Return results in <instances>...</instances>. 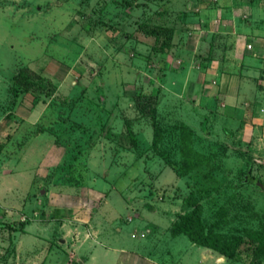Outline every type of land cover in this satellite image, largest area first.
Here are the masks:
<instances>
[{
  "label": "rangeland",
  "instance_id": "374dc122",
  "mask_svg": "<svg viewBox=\"0 0 264 264\" xmlns=\"http://www.w3.org/2000/svg\"><path fill=\"white\" fill-rule=\"evenodd\" d=\"M189 1L0 0V264H112V247L138 256L143 244L161 260L170 236L173 264H264L255 242L225 256L181 228L193 192L206 233L264 234L260 126L228 123L250 116L212 101L211 112L188 106L185 71L200 62L175 31L189 27ZM97 237L71 258L74 241Z\"/></svg>",
  "mask_w": 264,
  "mask_h": 264
},
{
  "label": "crops",
  "instance_id": "0c3cea01",
  "mask_svg": "<svg viewBox=\"0 0 264 264\" xmlns=\"http://www.w3.org/2000/svg\"><path fill=\"white\" fill-rule=\"evenodd\" d=\"M187 10L189 27L187 31L177 27L175 36L188 35L185 48L191 53V59L200 62L197 68L191 63L185 71L190 74L186 82L192 92L193 104L188 103L191 112H211L212 101L216 106L214 112H248L250 116L249 121H244L242 117L240 120L226 115L228 123L236 125L238 122L250 132L260 126L264 134V124H260L264 120V0H192ZM174 81L180 85V79ZM128 219L132 220L129 216ZM107 222L106 227L112 224L111 219ZM73 228L81 229V225L76 223ZM170 237V253L160 254V257L166 256L165 259L159 260L155 257L159 253H149L143 244L136 251L140 253L138 256L132 252L128 255L124 248L112 247L117 255L112 264H173L174 236ZM88 241H92V245L102 244L99 237L84 243L79 240L82 247L74 241L72 249L80 255L78 258L73 254L71 258L79 261ZM114 242L109 243L114 246ZM87 251L86 248V255Z\"/></svg>",
  "mask_w": 264,
  "mask_h": 264
},
{
  "label": "trees",
  "instance_id": "16d2710c",
  "mask_svg": "<svg viewBox=\"0 0 264 264\" xmlns=\"http://www.w3.org/2000/svg\"><path fill=\"white\" fill-rule=\"evenodd\" d=\"M152 35H155L158 37V34L156 31H153L150 33ZM169 40H171L170 36H168ZM164 43V42H163ZM169 42H165L163 46L168 45ZM160 45V47L162 46ZM46 82L50 83L49 80H45ZM16 94L18 92H15ZM181 130H180V137L182 141V153L184 156V159H187V157L191 156V143H192V132L188 128V126L184 123L180 124ZM152 129H153V147L157 148L159 141L161 140L162 134L159 129V127L156 124L155 121V116L152 118ZM193 152V150H192ZM196 152L194 151L193 154ZM199 155V154H197ZM192 163H188V168L192 169L193 168ZM189 170V169H188ZM249 171L246 174V179L248 180L247 177H250ZM186 202L188 205L192 207L191 211L181 217L182 223H181V228L182 231H184L189 238L191 242H193L196 245L200 246H205L212 248L219 253L225 255V256H232L234 255L236 249L241 245V243L248 241V242H255L257 245L264 247V234L257 230H251L248 229L246 231L248 235V239H234V240H229V241H224L222 240V236L220 233L213 232V233H206L204 231L200 215H201V206L198 203L195 195L193 192H190L186 196Z\"/></svg>",
  "mask_w": 264,
  "mask_h": 264
},
{
  "label": "water",
  "instance_id": "95a60500",
  "mask_svg": "<svg viewBox=\"0 0 264 264\" xmlns=\"http://www.w3.org/2000/svg\"><path fill=\"white\" fill-rule=\"evenodd\" d=\"M255 181V183L258 185V186H260L261 188H264V183H262V182H259V181H256V180H254ZM42 191H43V189H42ZM63 239H61V241H62Z\"/></svg>",
  "mask_w": 264,
  "mask_h": 264
}]
</instances>
